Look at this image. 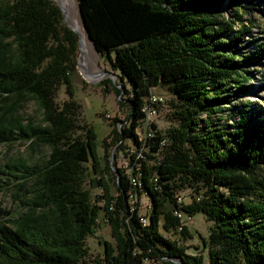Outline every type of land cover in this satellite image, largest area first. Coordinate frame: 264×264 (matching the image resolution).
I'll return each mask as SVG.
<instances>
[{
	"label": "trees",
	"instance_id": "trees-1",
	"mask_svg": "<svg viewBox=\"0 0 264 264\" xmlns=\"http://www.w3.org/2000/svg\"><path fill=\"white\" fill-rule=\"evenodd\" d=\"M254 1L76 0L94 50L121 82L103 81L124 117L121 125L111 120L100 156L96 132L77 121L78 37L60 7L0 0V140L48 150L38 163L21 157L0 172L19 179L25 193L23 210L0 222V264H85L99 212L112 237L100 264H202L158 229L179 224L175 210L213 222L202 240L208 264H264V104H238L263 73L264 24L253 16ZM61 85L67 99L58 103ZM158 86L174 94L176 124L161 131L152 123L153 136L142 140V108ZM26 98L39 120L17 113ZM126 140L136 184L113 168L118 151L105 153L109 146L124 153ZM183 189L187 204L177 202ZM141 195L149 200L145 214L136 204Z\"/></svg>",
	"mask_w": 264,
	"mask_h": 264
},
{
	"label": "rangeland",
	"instance_id": "rangeland-1",
	"mask_svg": "<svg viewBox=\"0 0 264 264\" xmlns=\"http://www.w3.org/2000/svg\"><path fill=\"white\" fill-rule=\"evenodd\" d=\"M70 5V14L66 18V24L73 25V21H78L82 25L81 17L78 11L76 0H67ZM253 3V16L256 21L264 24V15H262V9L264 8V0H255ZM227 4L224 2L222 4V9H224ZM226 14V11L224 10ZM72 14V15H71ZM83 26V25H82ZM253 35L259 34L255 29L252 31ZM264 35V33H260ZM248 40L250 36L246 37ZM246 48L250 49L251 45L246 44ZM90 53H85L84 62L85 70L84 72L80 70L79 64L77 62L75 70L71 74L72 89L74 91V98L80 104V108L77 114V121L80 125L89 124L92 126L93 130L96 132V144L97 151L100 156L104 153V149L101 145L103 138H107L108 132L111 128L110 122L113 118H118V124H122V119L124 117V111L118 106L116 95L112 89L111 82H105L106 79H111L115 83H121L119 78L112 73V69L107 61L100 57L98 53L94 50L92 43L89 41ZM79 50L77 53L76 60L78 59ZM263 73L255 74L254 79L249 81L251 84L250 91L241 93L239 97V103L243 104L249 101L253 105L256 103L264 104V87H262L261 81L264 78V65ZM155 94L164 96L165 103L158 107V113L152 118L156 127L164 131L172 125L176 124L175 118L173 117V107L172 102H175L174 94L168 87H155L152 89ZM67 99V94L65 88L61 85L56 94V101L58 103ZM1 106V100H0ZM232 107V106H231ZM233 108V107H232ZM236 109H226L224 114H232ZM17 113L22 115L24 118L32 117L35 120H39L41 113L38 106L31 99H24L19 107L17 108ZM233 120V117H229V122ZM144 128L141 127L137 130L140 137L143 138ZM109 142V139H107ZM133 146L130 140H126L123 144L122 153L119 148H114V146H109L107 152L118 151V156H112V166L115 169L119 167L123 173L127 174L129 179L133 176L130 174V165L128 155L133 152ZM47 148L43 145L36 144L31 145L28 142L14 141L12 143H7L0 140V172L5 170V165L11 161H16L18 158H25L28 164L40 162L46 152ZM141 158V156L138 154ZM153 162V161H151ZM7 176L0 173V208L3 209V213L0 214V222L7 223V220L12 218L18 212L23 210V199L24 190H17V184L19 179L6 178ZM137 178V175L135 176ZM131 184L134 183L130 180ZM93 194H99V189H94ZM183 196V203L187 204L191 201V193L187 189H183L181 192ZM101 204V203H97ZM137 207L139 212L145 214L148 210L149 200L145 195H141L136 199ZM176 215V214H175ZM178 217V215H176ZM145 217V216H143ZM180 222L175 227H169L164 229L161 224H159L158 229L163 233L164 236L170 238L177 245L184 248L187 254L200 257L202 264H208L207 261V248L204 247L202 240L207 238L210 228L213 224L211 220L206 219L203 213L196 212L191 217H178ZM162 222V221H161ZM185 228V229H184ZM112 242V237L110 235L109 225L106 223L101 212L98 214L96 221V226L94 232L85 239L86 247V259L85 264H100L102 254H103V242ZM157 262V261H156ZM159 264H163L158 262ZM144 264H155L154 261L145 260Z\"/></svg>",
	"mask_w": 264,
	"mask_h": 264
},
{
	"label": "built area",
	"instance_id": "built-area-1",
	"mask_svg": "<svg viewBox=\"0 0 264 264\" xmlns=\"http://www.w3.org/2000/svg\"><path fill=\"white\" fill-rule=\"evenodd\" d=\"M164 102H165L164 96H162V98H154V92H152L147 97L146 102L144 103L143 108H142V110L145 113V118H144L142 127L144 128L145 131L143 133L144 134L143 138L140 137V135H139V139L145 140V139L151 138L153 136V130L151 128V124L154 122L152 121V118L154 116H156V114L158 113V107L160 105H162ZM130 180H133V182L135 183L136 182L135 176H133L132 179H130ZM176 198H177V202L179 204L183 203V196L181 194L177 195ZM174 214L178 215V217H180V218L182 217V219L184 217L185 218L191 217L190 215L184 214L180 210H175ZM140 220L143 222V224L146 223V217L141 216Z\"/></svg>",
	"mask_w": 264,
	"mask_h": 264
},
{
	"label": "water",
	"instance_id": "water-1",
	"mask_svg": "<svg viewBox=\"0 0 264 264\" xmlns=\"http://www.w3.org/2000/svg\"><path fill=\"white\" fill-rule=\"evenodd\" d=\"M58 6L60 7L61 11H62V14H63V19L64 21L66 20V17H67V10L66 8L63 6L61 0H54ZM80 14V13H79ZM81 17V16H80ZM81 21H82V25H83V28L86 32V35L90 41V38H89V33H88V30L87 28L85 27L84 25V22L81 18ZM76 34H77V37H78V46H79V55H78V59H77V62L79 64V67H80V70H82L84 72L85 70V62H84V57H85V50H84V47H83V43H82V39H81V36L79 34V32L71 25L67 24ZM91 42V41H90ZM85 73V72H84ZM113 156V155H112ZM111 160H112V157H111Z\"/></svg>",
	"mask_w": 264,
	"mask_h": 264
},
{
	"label": "bare ground",
	"instance_id": "bare-ground-1",
	"mask_svg": "<svg viewBox=\"0 0 264 264\" xmlns=\"http://www.w3.org/2000/svg\"><path fill=\"white\" fill-rule=\"evenodd\" d=\"M61 2H62V4H63V6L66 8V10H67V17H68V15L70 14V5H69V3H68V1L67 0H61ZM72 15V14H71ZM66 17V18H67ZM74 22V24L72 25L78 32H79V34H80V36H81V39H82V43H83V47H84V50H85V53H88V51H89V53H90V49H89V39H88V37H87V35H86V32H85V30H84V28H83V26L78 22V21H73ZM154 98H162V96H160V95H158V94H155L154 93ZM136 180V179H135Z\"/></svg>",
	"mask_w": 264,
	"mask_h": 264
}]
</instances>
